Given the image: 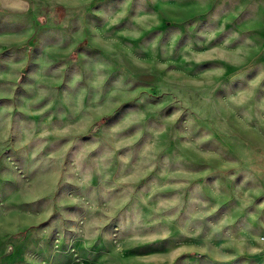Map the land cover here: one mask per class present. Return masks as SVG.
Instances as JSON below:
<instances>
[{
	"label": "rangeland",
	"instance_id": "374dc122",
	"mask_svg": "<svg viewBox=\"0 0 264 264\" xmlns=\"http://www.w3.org/2000/svg\"><path fill=\"white\" fill-rule=\"evenodd\" d=\"M0 264H264V0H0Z\"/></svg>",
	"mask_w": 264,
	"mask_h": 264
}]
</instances>
